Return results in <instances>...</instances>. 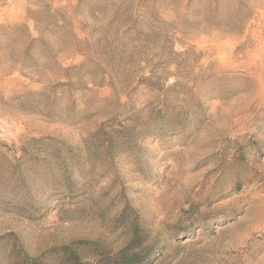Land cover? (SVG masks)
I'll list each match as a JSON object with an SVG mask.
<instances>
[{
    "label": "rangeland",
    "instance_id": "rangeland-1",
    "mask_svg": "<svg viewBox=\"0 0 264 264\" xmlns=\"http://www.w3.org/2000/svg\"><path fill=\"white\" fill-rule=\"evenodd\" d=\"M264 264V0H0V264Z\"/></svg>",
    "mask_w": 264,
    "mask_h": 264
},
{
    "label": "trees",
    "instance_id": "trees-1",
    "mask_svg": "<svg viewBox=\"0 0 264 264\" xmlns=\"http://www.w3.org/2000/svg\"><path fill=\"white\" fill-rule=\"evenodd\" d=\"M138 246L139 243L130 244L121 250L117 264H143L149 260V255H145L143 251H136ZM61 251L64 253V261L62 264H88L79 254L69 248V246H63Z\"/></svg>",
    "mask_w": 264,
    "mask_h": 264
}]
</instances>
